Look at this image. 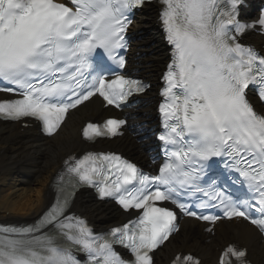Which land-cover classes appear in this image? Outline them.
I'll list each match as a JSON object with an SVG mask.
<instances>
[{"label": "bare ground", "instance_id": "obj_1", "mask_svg": "<svg viewBox=\"0 0 264 264\" xmlns=\"http://www.w3.org/2000/svg\"><path fill=\"white\" fill-rule=\"evenodd\" d=\"M261 4L264 0H249L247 8L254 9ZM257 14V10L252 13ZM255 18L253 16L247 24L256 22ZM241 19L244 20V17L241 16ZM157 26L156 10L149 6L136 17L131 29L133 44L127 69L143 78L149 89L124 112L127 124L120 139L91 147L84 142L82 132L85 124L102 121L110 115V111L103 110L97 100L71 113L60 130L49 139L41 138L35 128L21 129L19 125L0 123V223L25 226L40 220L52 206L53 183L60 176L61 165L68 156L77 157L89 148L108 149L138 163L149 162L154 144L151 135L156 126V89L166 63L164 42ZM254 30L252 26L247 41L263 47L264 35L256 34ZM71 210L84 216L100 232L128 218L115 206L96 201L88 192L76 195ZM176 226L175 234L156 252L155 264H167L179 253H191L198 264H222L221 254L228 243L243 244L253 264H264V244L257 233L242 222L206 227L177 217ZM4 241L0 238V259L11 260L9 264H14L18 259L15 255L26 252L12 250ZM43 243L46 244L45 241ZM23 247L32 248L29 245ZM2 251L14 256L5 255Z\"/></svg>", "mask_w": 264, "mask_h": 264}]
</instances>
